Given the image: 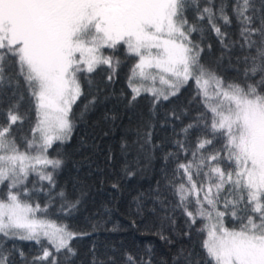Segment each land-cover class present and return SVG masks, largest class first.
<instances>
[{
    "label": "snow or ice",
    "instance_id": "6c2138e0",
    "mask_svg": "<svg viewBox=\"0 0 264 264\" xmlns=\"http://www.w3.org/2000/svg\"><path fill=\"white\" fill-rule=\"evenodd\" d=\"M207 32L220 51L211 60ZM130 60V95L117 98L134 108L144 94L148 116L125 129L119 157L95 137L88 147L106 165L122 160L109 173L116 191L146 171L142 161L163 153L155 186L132 199L138 215L159 220L170 257L156 260L148 245L119 260L100 258L93 242L82 264H264V0H0V264H76L73 242L92 233L65 221L81 211L86 192L56 191L64 159L50 149L70 142L78 121L117 96L109 87ZM191 83L187 105L168 109L161 122L171 134L156 142L157 109ZM33 111L31 137L21 142L14 130ZM119 119L103 112L109 127L101 140ZM33 174L39 189L28 187ZM38 193L43 204L33 201ZM229 216L238 226H225ZM17 241H34L36 254Z\"/></svg>",
    "mask_w": 264,
    "mask_h": 264
},
{
    "label": "trees",
    "instance_id": "16d2710c",
    "mask_svg": "<svg viewBox=\"0 0 264 264\" xmlns=\"http://www.w3.org/2000/svg\"><path fill=\"white\" fill-rule=\"evenodd\" d=\"M228 31L235 32L236 29L229 28ZM206 37L205 43L213 44L215 49L212 56L206 55L205 57L206 60H211L220 55L219 45L216 41L215 33L207 32ZM134 62L132 60L128 61L127 65L121 69L119 80L109 87V92L114 88L117 96L108 99L99 109L90 111L83 121H78V126L70 142L64 145H60L57 142L53 149H50L49 154L51 157H56L57 151H60L63 153L60 158L64 159V166L56 174V180L59 185L56 191L58 192L63 187L69 193H72L73 189H76L78 194L81 188L86 192V196L81 204V211L75 214V219L65 221L75 229H82L92 233L90 237L73 242V246L79 252L76 264L90 261L89 250L93 242H95L97 255L100 258H103L104 254H114L119 260L122 251L140 254L148 245H151L153 248L156 260L168 259L170 257L168 245L156 234L160 228L159 220L150 213H145L143 216L138 215L136 205L132 199L137 191L148 188L150 184L153 187L155 186L156 179L159 178V170L163 164L161 158L163 153L157 152L155 158L142 161V166L146 168V171L135 178H125L121 184V191H116L111 187V184L115 181V176H109V173L118 172L122 160L115 167L110 164L106 165L104 157L99 153H94L88 147L95 137L96 143L102 147L111 144L119 157V141L125 129L131 127L135 130L137 122L141 118H147L150 104L144 98V94L138 99V103L134 108L126 109V102L117 98L121 90L130 95V89L127 87V73ZM225 75H231V73L226 72ZM97 79H99V76H97ZM194 88V83L185 86L179 98H173L171 103L163 102L157 109V117L154 120L156 125L154 132L156 142H159L164 136L171 134L170 126L161 128L165 112L173 107L179 109V107L187 105ZM82 106L83 102L81 101ZM191 107L195 108L196 104H193ZM27 108L28 100L26 98L22 102L21 112H25ZM76 111L79 114L80 108H77ZM104 111H109V114H111V111H116L121 115V119L117 120L114 131L108 137H104L101 140V129L107 130L109 127L101 120ZM129 117H131V124ZM34 121L35 112L33 111L31 119L14 130V134L21 142L23 137H31L30 128ZM176 123L178 127H183L178 121ZM184 123H188V120L185 119ZM169 124H171V121H169ZM82 140L84 141L83 145L81 144ZM21 151H23V143H21ZM171 167H175V164H171ZM33 182H35V188L39 189V177L34 174L30 176L28 181L29 188H33ZM37 199L43 204L47 200V197L38 193L33 196V201ZM55 212L56 209H52V214L49 216L50 219H57ZM92 223H97L98 225L95 231H92ZM181 223H183L182 220ZM204 223L205 221L197 223L196 228L203 227ZM225 226L232 228L238 225H234L232 217L229 216L225 220ZM165 234L167 235V233ZM17 246L23 248L26 252L31 250L33 255L36 254L34 241H17ZM9 247H11V244H9Z\"/></svg>",
    "mask_w": 264,
    "mask_h": 264
},
{
    "label": "rangeland",
    "instance_id": "374dc122",
    "mask_svg": "<svg viewBox=\"0 0 264 264\" xmlns=\"http://www.w3.org/2000/svg\"><path fill=\"white\" fill-rule=\"evenodd\" d=\"M157 86H158V87L160 86L159 83L157 84ZM205 223H206V221H205Z\"/></svg>",
    "mask_w": 264,
    "mask_h": 264
}]
</instances>
